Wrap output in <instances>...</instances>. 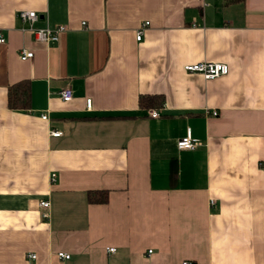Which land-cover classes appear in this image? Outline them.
<instances>
[{"label":"crops","instance_id":"crops-1","mask_svg":"<svg viewBox=\"0 0 264 264\" xmlns=\"http://www.w3.org/2000/svg\"><path fill=\"white\" fill-rule=\"evenodd\" d=\"M0 36V264H264V0H0Z\"/></svg>","mask_w":264,"mask_h":264},{"label":"built area","instance_id":"built-area-1","mask_svg":"<svg viewBox=\"0 0 264 264\" xmlns=\"http://www.w3.org/2000/svg\"><path fill=\"white\" fill-rule=\"evenodd\" d=\"M19 17L23 21H27L29 24L30 29L33 31L35 35V39L38 41H46V40H51V41H56L58 39V36L61 32H64L66 30V27L61 25L57 26L55 28H42V29H32L33 23L39 18V14L33 10H23L19 12ZM148 25V22H144L140 28H138L137 33H136V40H140L143 35V31L145 27ZM5 39L0 36V43H3ZM33 57V52L27 49H22L20 51V58L22 60H28ZM184 69L187 72L190 73H200L205 79H214L218 78L222 75H225L228 72V65L223 62H213V61H200L196 62L193 64H188L185 65ZM59 96L61 100L63 101H69L73 97V92L71 88H63L59 91ZM86 106L90 108L91 106V99L88 98L86 99ZM210 115L216 116L217 111L213 110L209 112ZM148 115L152 118H157L159 116L158 110H149ZM43 119H46V115L41 116ZM52 136H60L62 134V131L60 130H55L51 132ZM197 142L190 136V134H186L185 136L181 137L177 141V147L182 150H194L197 147ZM51 179L54 180L55 174H51ZM210 204H213V202H210ZM49 201L41 200L39 202V207L48 209L49 207ZM44 217H46V214H43ZM109 253L115 252L114 247H109L107 249ZM57 255L61 258L68 259L70 257V254L66 252H58ZM28 257L30 259H35L36 254L34 253H29ZM182 264H190L188 261L182 262Z\"/></svg>","mask_w":264,"mask_h":264},{"label":"trees","instance_id":"trees-1","mask_svg":"<svg viewBox=\"0 0 264 264\" xmlns=\"http://www.w3.org/2000/svg\"><path fill=\"white\" fill-rule=\"evenodd\" d=\"M240 0H225V3H232ZM31 90L27 80L16 82L8 87L7 104L13 110H25L30 107ZM164 103V98L161 95H142L138 100V105L142 109L159 108ZM90 202L99 201L105 203L108 200L107 192H102L101 197L96 198L94 193L88 194Z\"/></svg>","mask_w":264,"mask_h":264}]
</instances>
